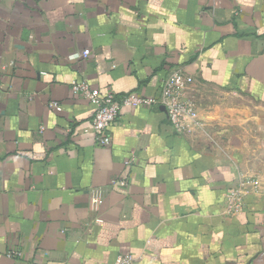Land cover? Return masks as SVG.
<instances>
[{"label":"crops","instance_id":"1","mask_svg":"<svg viewBox=\"0 0 264 264\" xmlns=\"http://www.w3.org/2000/svg\"><path fill=\"white\" fill-rule=\"evenodd\" d=\"M173 70L196 79L198 126L124 108L98 146L72 83L157 97ZM250 180L259 191L226 217ZM121 255L264 264V0H0V264Z\"/></svg>","mask_w":264,"mask_h":264},{"label":"built area","instance_id":"2","mask_svg":"<svg viewBox=\"0 0 264 264\" xmlns=\"http://www.w3.org/2000/svg\"><path fill=\"white\" fill-rule=\"evenodd\" d=\"M90 51L83 53L87 58ZM196 82L192 75H188L182 70H173L163 81L161 93L157 97H145L135 93L123 96L114 92L102 93L100 89L91 85L87 80H76L72 83V92L87 101L95 108V115L91 126L87 132L95 135L97 145L107 147L111 145L112 126L117 123L122 116L124 108H147L155 109L162 107L165 109L168 120L177 134H186L195 129L199 124V115L194 101L188 96L189 90ZM51 108L62 111V107L57 102L50 104ZM133 159L126 162L130 165ZM116 183V181L114 182ZM122 185H127L126 180L120 181ZM247 185H251L255 192L259 191L257 181H247L239 187L233 189L228 195L224 204V214L226 217H238L244 213L246 208V197L251 190ZM102 201L98 198L92 199V207L95 209ZM101 222V219H98ZM11 258L21 256L19 251H12L8 255ZM136 258L132 255H121L115 264H132Z\"/></svg>","mask_w":264,"mask_h":264}]
</instances>
